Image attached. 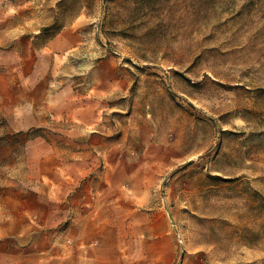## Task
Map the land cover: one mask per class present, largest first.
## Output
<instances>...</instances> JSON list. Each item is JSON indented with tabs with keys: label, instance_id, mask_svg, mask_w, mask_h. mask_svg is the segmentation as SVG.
<instances>
[{
	"label": "rangeland",
	"instance_id": "1",
	"mask_svg": "<svg viewBox=\"0 0 264 264\" xmlns=\"http://www.w3.org/2000/svg\"><path fill=\"white\" fill-rule=\"evenodd\" d=\"M20 2L92 112L36 132L111 198L123 264H264V0Z\"/></svg>",
	"mask_w": 264,
	"mask_h": 264
},
{
	"label": "crops",
	"instance_id": "2",
	"mask_svg": "<svg viewBox=\"0 0 264 264\" xmlns=\"http://www.w3.org/2000/svg\"><path fill=\"white\" fill-rule=\"evenodd\" d=\"M26 7L0 0V264H123L111 198L97 208L99 183L71 181L85 167H59L53 134L36 132L78 127L92 112L67 82L53 84L49 45L32 52L37 26L15 18Z\"/></svg>",
	"mask_w": 264,
	"mask_h": 264
}]
</instances>
